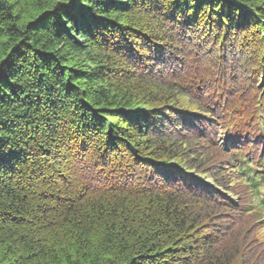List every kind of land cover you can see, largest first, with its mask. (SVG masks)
I'll use <instances>...</instances> for the list:
<instances>
[{
	"label": "trees",
	"instance_id": "obj_1",
	"mask_svg": "<svg viewBox=\"0 0 264 264\" xmlns=\"http://www.w3.org/2000/svg\"><path fill=\"white\" fill-rule=\"evenodd\" d=\"M259 97L264 0H0V264H264Z\"/></svg>",
	"mask_w": 264,
	"mask_h": 264
},
{
	"label": "rangeland",
	"instance_id": "obj_2",
	"mask_svg": "<svg viewBox=\"0 0 264 264\" xmlns=\"http://www.w3.org/2000/svg\"><path fill=\"white\" fill-rule=\"evenodd\" d=\"M252 117H253V120H257L258 119L259 124L262 125V126H264V107L261 104V97L258 98L257 108L252 113ZM260 215L256 214L257 218L255 219V220H258V224H257V226H258V233L257 234L259 235V237L261 239H264V213H261ZM256 216H254V218Z\"/></svg>",
	"mask_w": 264,
	"mask_h": 264
}]
</instances>
